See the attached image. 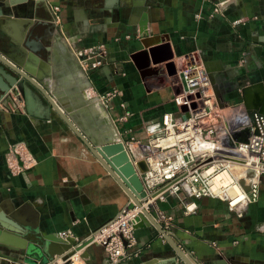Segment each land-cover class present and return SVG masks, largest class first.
<instances>
[{"label":"crops","instance_id":"0c3cea01","mask_svg":"<svg viewBox=\"0 0 264 264\" xmlns=\"http://www.w3.org/2000/svg\"><path fill=\"white\" fill-rule=\"evenodd\" d=\"M12 1L8 7L0 0V45L33 44L36 51L25 48L33 75L62 94L64 107L86 121L91 135L76 125L100 137H91L98 143L132 136L146 142V126L176 108L173 98L184 88L180 70L190 54L206 64L226 102L239 95L245 79L264 92V0ZM218 1L221 12L211 17ZM99 44L102 64L84 71L77 51ZM108 91L113 94L101 102L97 96ZM21 93L22 109H11L7 99L0 109V219L18 209L19 220L32 225L26 216L35 219L43 233L68 229L84 238L130 198L34 86L25 82ZM99 103L112 132L94 112ZM16 143L24 146L27 168L11 173L5 154ZM182 197L183 192L167 195L159 205L173 215L174 239L192 258L202 264L220 258L264 264V234L257 229L264 220V175L259 198L241 217L226 200L209 197L185 212ZM136 234L143 248L139 258L122 264H140L171 249L148 224ZM1 250L8 258L0 264H30L20 252ZM83 250L87 256L78 264H108L101 246Z\"/></svg>","mask_w":264,"mask_h":264},{"label":"built area","instance_id":"2783aa9c","mask_svg":"<svg viewBox=\"0 0 264 264\" xmlns=\"http://www.w3.org/2000/svg\"><path fill=\"white\" fill-rule=\"evenodd\" d=\"M218 5L211 8V17L221 11V4ZM52 10L57 20L59 6H53ZM77 53L84 71L95 69L102 64L104 45L89 46ZM180 78L184 88L173 98L176 108L163 112L146 126L147 141L134 136L122 140L133 163L137 160L146 163V170L139 172L145 192L140 204L130 199L84 238H78L68 229L56 233L70 244L73 253L64 260L55 256L52 262L78 264L87 256L82 249L92 244L103 248L108 264L139 258L143 248L136 230L142 226L136 224L141 215L146 217L144 210L174 238V217L159 205L167 195L178 196L183 192L185 212L193 211L196 200L203 197L226 200L239 217L248 204L257 201L264 175V114L256 109L245 110L238 103L228 106L232 109L230 114H221L211 74L206 64L192 54L187 56ZM112 92L97 98L103 102ZM18 93L15 87L9 94ZM236 106L239 108L235 109ZM232 114L240 120L231 122L228 116ZM5 160L11 173L22 172L25 160L21 148L12 146ZM257 229L264 234V220ZM157 236L167 242L161 233L157 232ZM180 248L194 264H202L192 258L191 252ZM7 258L0 249V259ZM177 260L181 262L180 258Z\"/></svg>","mask_w":264,"mask_h":264},{"label":"water","instance_id":"95a60500","mask_svg":"<svg viewBox=\"0 0 264 264\" xmlns=\"http://www.w3.org/2000/svg\"><path fill=\"white\" fill-rule=\"evenodd\" d=\"M2 2L3 5L8 7H12L15 4L12 0H2ZM31 32L32 30L29 34H31ZM32 45L28 42L24 43V47L15 45L14 43L0 45V103L15 87H24L25 82L34 86L42 94L49 106L60 116L73 133L80 138L93 156L119 183L131 201L139 205V199L143 198L145 195L139 172L146 170V163L143 160H137L133 163L122 140L105 141L98 145L87 132L81 129V126L76 125L77 122L75 118L69 114V110L64 107L58 92L49 87L48 82H43L40 78L34 76L33 72L30 70L28 59L32 58V56L28 54L25 48L36 51V48ZM212 80L214 81L213 78ZM253 88H256L255 85ZM249 89L250 88H244L242 92L247 94V90ZM215 94L216 96L218 95L216 89ZM253 95H259V93L255 92ZM262 95H264V92ZM244 103L247 105L246 102ZM253 106V109L264 114L263 99L261 100L257 97ZM18 213H21V210H11L8 213V219H0V230L5 228L26 236V241L23 245L19 246L0 241V249L5 247L12 252H20L22 259H28L30 264H38L39 260L37 257L42 260L43 264H57L51 261L55 256H59L61 260H64L73 253V250H70L71 246L68 242L57 237L56 234L41 232L35 219L32 221L26 216L33 225L32 230L29 224L18 219ZM144 214L146 217L142 216V218L147 221L149 228L161 233L171 249L163 254L156 256L151 255L141 264H181L178 262V258H180L184 264H194L180 248L175 239L165 232L160 224L156 222L153 215L146 210H144ZM29 231L37 233L38 238H30L28 236ZM207 264L235 263L230 261V259L220 258V260L208 262Z\"/></svg>","mask_w":264,"mask_h":264},{"label":"rangeland","instance_id":"374dc122","mask_svg":"<svg viewBox=\"0 0 264 264\" xmlns=\"http://www.w3.org/2000/svg\"><path fill=\"white\" fill-rule=\"evenodd\" d=\"M218 3L219 4H221L220 6L222 7V3H221V1H218V2H216L215 4H217L218 5ZM214 6V5H213ZM219 6V5H218ZM221 12V11H220ZM219 12V13H220ZM70 47V46H69ZM69 50H70V48H69ZM79 65H80V68L81 69H83L82 68V66H81V64H80V62H79ZM84 66H85V64H83ZM46 82H48V86L50 87V82L49 81H46ZM253 83L251 82H249L247 79H245V82H243L240 86H239V95L236 97V98H234V99H231L232 101H228V102H226L227 101V96H224V95H217L216 96V102H217V108L219 109V111L221 112V114L222 113H225V112H228V114H230V112H232L231 110L232 109H229L228 108V106H230V104L231 105H235V104H240V105H238V106H240L241 108H245V110H247V109H253L254 108V106H253V104H254V102H255V99L258 97V99H263V102H264V95H262V94H259V95H253L255 92H256V90H254L253 89ZM18 88V94H16L15 96H14V98H13V96L12 95H10V94H7V96L4 98V99H7V100H10L9 102H10V104H11V109H13V110H18V109H22V106H25L26 105V103H25V101L23 100V98H22V93H21V88H23V86H19V87H17ZM244 88H250L249 90H247V94H244L243 92H242V90L244 89ZM59 94V97L61 98V99H64L63 98V96H62V94H60V92L58 93ZM83 96H85V95H83ZM91 97V96H90ZM94 97V96H93ZM227 97V98H226ZM4 99H3V101L2 102H4ZM91 100V99H90ZM100 100V99H99ZM0 103V109H3V108H5L6 107V104H3V103ZM244 102H246V104L247 105H245V103ZM238 106H236L235 107V109H238L239 107ZM10 110V109H9ZM228 118H229V120L231 121V122H234V121H237V120H240L238 117H236V115H229L228 116ZM14 145H16V146H18L19 148H21V152L23 153V155H24V163H23V170L25 169V168H27V156L25 155V151H24V146L21 144V143H16V144H10V146H9V148H8V150L6 151V154H7V152L11 149V147L12 146H14ZM6 154H5V156H6ZM6 161V160H5ZM6 165H7V163H6ZM22 170V171H23ZM230 261H232V260H230ZM233 263H235L234 261H232ZM181 264H184V262L181 260V262H180ZM141 264V263H140ZM236 264V263H235Z\"/></svg>","mask_w":264,"mask_h":264},{"label":"bare ground","instance_id":"6f19581e","mask_svg":"<svg viewBox=\"0 0 264 264\" xmlns=\"http://www.w3.org/2000/svg\"><path fill=\"white\" fill-rule=\"evenodd\" d=\"M65 101H67L66 99H64ZM63 100V101H64ZM94 112L95 113H99V118L101 117V124L103 126H109V132H112V130L110 129V122H109V119L104 111V108L102 107V104H97L95 107H94ZM77 113H74V115L72 114V116L76 119V121L80 124H83V128L85 130L88 131V133L90 134V130L89 128L87 127L86 125V121L83 120V118L81 116H79L78 114L76 115ZM115 133V132H114ZM116 134V133H115ZM91 135V134H90ZM93 139H96V138H99L100 137H96V136H91ZM92 139V140H93ZM94 142H96V140H93ZM105 142V141H104ZM98 145H100L101 143L103 142H96ZM222 176V175H221ZM220 176V177H221ZM23 221V220H21ZM24 223H26V220L23 221ZM26 224H29V223H26ZM137 226H147V221L144 220V218H142V215H141V218L139 220V222H137L136 224ZM29 226L31 227V229L33 230V225H30ZM8 229H5L3 228V231L0 233V241L2 242H5V243H8V244H12V245H16V246H19V245H23L26 241V236H23V235H20L18 233L15 232V234H8L7 233ZM10 231V230H9ZM28 236L30 238H38V234L35 233L34 231H29L28 232ZM83 250V249H82ZM83 252V251H82ZM82 263V262H81Z\"/></svg>","mask_w":264,"mask_h":264}]
</instances>
